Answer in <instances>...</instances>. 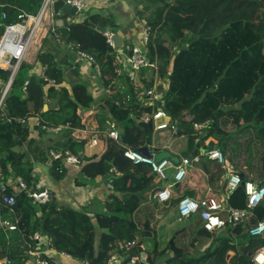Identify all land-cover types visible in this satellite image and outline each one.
I'll return each instance as SVG.
<instances>
[{
    "label": "trees",
    "instance_id": "obj_1",
    "mask_svg": "<svg viewBox=\"0 0 264 264\" xmlns=\"http://www.w3.org/2000/svg\"><path fill=\"white\" fill-rule=\"evenodd\" d=\"M159 4L147 26L150 29L147 50L153 66L142 71L139 88L122 68L120 53L126 52V48L115 49L98 31V27L108 26L99 16H89L83 22L56 30L61 40L94 56L100 66L101 81L110 91L106 100L108 112L102 113V125L96 129L100 141L92 153H88V137L84 136L49 148L79 156L81 178L95 181L101 176L106 184L113 183L114 191L95 214L96 224L88 208L76 210L59 204L52 196L44 205L33 203L28 195L37 191V179L31 170L37 163L45 164L48 156L44 144L30 139V129L21 123L32 117L39 119L41 136L48 132L43 127L68 124L72 130L90 131L91 116L82 111L91 110L96 103L88 85L76 83L71 92L53 86L46 94L44 87L49 81L56 85L64 83L62 70L46 54H40L38 61L47 66V81L38 76L30 78L32 66L21 65L0 108V195L16 197L13 207L0 208V262L6 259L11 264H32L31 249L46 250L42 243L33 240L35 234L46 239L49 249L56 254L65 253L77 262L89 264H108L125 250L128 242L154 235L151 223L157 222V218L152 215L153 206L143 204L149 193L160 188L157 176L148 165H135L123 154L127 148L147 149L148 156L154 150L155 132L142 122V117L157 109L145 104V91L154 85L149 73L155 67L162 83L159 90L166 102L164 110L171 118V125L179 130L173 135L193 142L196 147L191 150L193 156L201 153L202 145L206 149L205 141L216 140L207 149H220L232 173L242 176L245 182L264 186V0H173ZM40 7L41 0H7L4 13L0 12V41L6 28L18 22L21 11L36 15ZM2 14L6 15L5 19ZM60 16L67 17L62 13ZM185 38L188 39L183 42ZM9 78L10 72L0 69V80L6 83ZM166 82H170L167 89L163 88ZM53 97H57L56 108L48 103ZM47 104L50 107L45 111ZM108 115L112 121L106 125ZM208 121L211 126L199 135L194 124ZM112 123L118 126L120 142L106 136ZM197 138L201 139L199 144H195ZM25 147L27 150L22 151ZM169 160L177 164L171 157ZM52 167V174L58 180L66 176L68 168L63 162H54ZM112 167H116L119 175L110 173ZM201 167L212 178L226 175L216 163L208 162ZM18 178L28 184L27 189L18 191L8 187L2 191V185ZM240 193L246 197L244 188L240 187L229 203ZM184 197L187 195L176 196L173 190L169 206L174 208ZM232 207L245 209L246 202L244 207L240 204ZM167 208L165 214L169 213ZM190 220L199 225L197 241L200 242L192 247L181 246L178 236L186 230L180 232L159 255L157 250L148 251L149 264H253L251 254L264 248V236H250V231L264 222V201L254 210V216L225 228L229 237L226 241H218L217 234L206 232L198 217ZM4 222L15 225L16 229L3 227ZM206 238L212 240L209 246L201 243ZM233 239L247 241L248 248L236 253ZM254 244L257 248L250 252ZM231 252L235 255L229 258ZM138 253L137 249L132 250L127 257ZM158 257L164 260L158 263ZM41 260L57 264L44 256Z\"/></svg>",
    "mask_w": 264,
    "mask_h": 264
},
{
    "label": "built area",
    "instance_id": "obj_2",
    "mask_svg": "<svg viewBox=\"0 0 264 264\" xmlns=\"http://www.w3.org/2000/svg\"><path fill=\"white\" fill-rule=\"evenodd\" d=\"M58 0H41L40 10L36 15L21 11L18 15V22L8 26L0 41V69L10 72V83L3 91L0 108L2 107L4 100L10 91L11 84L17 76L21 65L26 60L33 47L42 39L43 35L48 32L56 33V18L60 16L61 12H54V4ZM89 0H66V4L77 9V15L87 10ZM3 18L6 15L3 14ZM150 29L146 28L142 34L141 41L138 44H134L132 47L126 49V52H122V68L133 81L135 87L142 86V71L147 67L153 66L148 56V43L150 39ZM45 33V34H44ZM107 40L111 46H113L112 37L113 33L108 32L106 34ZM70 50L74 53L78 59L86 61L93 65L98 77L101 76L100 66L97 64L94 56L89 51L81 48H77L72 44ZM158 68L155 67L153 72L149 73V76L154 81V85L151 89L145 91L146 106L155 108L156 111L152 114H145L142 117L143 123H152V128L155 133L171 130L173 132L178 131L177 128L171 125V118L164 110L166 102L164 100V93L159 90L162 85L158 78ZM43 78L46 79L44 76ZM47 81V79H46ZM51 84H55L53 81H49ZM169 83L163 84V88H169ZM110 94V91H107ZM26 121H21L24 123ZM40 126V124L38 125ZM211 126V122L196 123L194 129L199 135H202L205 130ZM71 128L68 124L66 126L57 127H43L44 130L52 133H62L64 129ZM99 131H92L88 136V146L90 148L97 147L100 139L98 138ZM106 136L115 141L120 142V132L118 126L112 123L109 130L106 132ZM200 138L196 139V143H200ZM216 144L213 139L205 141L206 149L201 151L199 155L185 158L183 157L178 164L173 163L168 158L157 161L154 153L150 156L143 155L140 151L127 148L124 152V157L134 163L135 165H148L153 173L157 176L160 183L166 184L155 190L153 199L158 205H170L173 198V188L182 185L188 177L190 168L194 164H201L203 160L214 161L221 165L222 169L226 172V180L223 186L224 194L216 196L210 191L200 199H194L191 197L182 198L174 207L177 212V221L182 223L189 221L193 217H198L202 222L203 228L206 232L215 234L216 232L227 228L228 226H235L242 223L249 217L254 216V210L264 201V186L254 182H245L242 176L231 172V165L226 160L222 151L218 148L207 149L210 144ZM154 148V147H152ZM48 159L51 165L54 162H63L66 168L72 167L76 170L82 166V160L79 156L74 155L71 151L60 152L53 149L48 151ZM170 170H174V174L170 177ZM59 171V170H58ZM111 174L119 175L116 167H112ZM244 184V186H243ZM11 187L14 190L22 191L27 189L28 184L22 179H11L6 185H2V191ZM240 187L244 188L246 194V208L239 209L233 208L229 204L231 195L237 191ZM107 188L110 191H114L113 183H108ZM33 203L44 205L51 200L50 192L47 189L29 192L28 195ZM16 204V197L12 195H0V208L2 206L13 207ZM3 227H8L11 231L16 229L15 225H11L7 222L2 223ZM250 236L261 237L264 236V222H260L257 227L250 231ZM33 240L42 243L46 247L44 252L39 248H32L30 255L32 256V264H49L48 260H41V257H47L49 259L53 250L49 249L48 241L39 234H35ZM138 250V255L127 257V254L132 250ZM61 256L71 259V256L62 253ZM253 264H264V248L258 249L252 256ZM1 264H11L9 260H3ZM81 264H89L87 261L81 262ZM108 264H149V254L146 245L142 240H134L128 242L125 246V250L112 257Z\"/></svg>",
    "mask_w": 264,
    "mask_h": 264
},
{
    "label": "crops",
    "instance_id": "obj_3",
    "mask_svg": "<svg viewBox=\"0 0 264 264\" xmlns=\"http://www.w3.org/2000/svg\"><path fill=\"white\" fill-rule=\"evenodd\" d=\"M159 1L171 3L173 0H89L87 10L83 11V13L80 15V19H76L75 17H71L68 15H66L67 17L59 16L56 18V26L59 30L66 25L83 22L89 16H99L101 18V22L105 21L108 26L98 28H107L108 32L120 36L123 40L122 48L128 49L134 44H138L141 41L142 34L149 25L148 21L155 17L156 11L158 10L160 5ZM6 6L7 0H0L1 13H4L3 9ZM69 47L70 45L67 44L64 40H61L60 36L57 33L48 32L47 34L43 35L42 39L33 47L29 55L26 57V60L24 61V63L32 66V70L29 73L30 78L33 76H38L41 78L46 76L45 72L47 66L42 65V63L38 61V57L40 54H46L62 70L64 83L61 85H53L51 83H48L47 86L44 87V91L46 94L53 86L56 89L66 88L71 92L72 85L76 83H86L88 85V90L96 103L91 110L82 111L85 115L91 116L92 127L90 128V131H86L85 133H82L79 130L66 128L62 133L59 134L47 132V134L41 136L39 130L40 126H38L40 124V120L32 117L27 121V127L30 129V139L42 142L44 144L43 146L46 148L45 152L47 154L50 150L49 148L59 144H64L69 139L77 140V138H80V136H90L92 131H97L96 129L101 127L103 121L102 113L108 112L106 104L108 93L104 83L101 81V78L98 77L93 65L89 64L86 61L78 59L77 56L71 52ZM9 83L10 79L6 83L0 80L2 94ZM56 100L57 97H53L51 98V100H48V103L56 108ZM49 104H47V110H49ZM96 116H98V118H96ZM111 121L112 120L108 115L106 125ZM106 130L107 129H104L102 131L106 132ZM177 133H179V130L177 131ZM214 141L217 142L216 140ZM195 144L197 143L195 142ZM153 146L154 150H152V154L154 153L155 159L157 161L164 158L169 159L171 157L172 159L176 160L178 164L183 157L190 158L194 155L193 154L191 156H185L184 153H172L166 149L163 150L158 148L154 143ZM26 150L27 147L22 149V151ZM94 150L95 148L89 147L88 153H92ZM203 150L204 147L202 145L201 151ZM167 151L169 153H166ZM102 152L103 151L101 150V153ZM161 153L164 155L161 156ZM208 162L218 164L217 162L207 160H203L202 164ZM201 165L194 164L190 168V172L188 173V177L185 182L182 185L176 186L172 189L174 191L176 190V196L186 194L188 197L200 199L203 198L208 191L216 196H221L222 194H224L223 186L227 175H222L220 179H218L216 175L215 178H212L209 173L204 172ZM52 168L53 167L49 162V159L45 164L37 163L33 166L31 174L34 178L37 179L35 183L37 191L47 189L50 192L51 196L55 197L58 200L59 204L72 207L76 210L88 208L90 215L92 216L93 221L96 224V220L94 219L95 214L103 207L105 200L113 192L107 188L108 184H106L101 176L97 177L95 181H90V179L87 177L81 178L79 170L71 167L67 169L66 176L63 179L58 180L56 176L52 174ZM173 174L174 170H170V177H172ZM83 181L86 182L84 183ZM79 182H81V184H79ZM156 182L157 185L159 184V187H161L162 183H160L158 179L156 180ZM155 190L148 194V200L143 205H158L153 199ZM186 222L188 221L182 223ZM179 233L180 232H178L176 236L179 235ZM215 234L218 233L216 232ZM210 241L212 242V240ZM157 253L159 255L160 251H157ZM50 254V258L57 264H81V262H77L73 259H67L61 255L56 254L55 252H50ZM234 255L235 253L231 252L229 258L233 257ZM252 256L253 253L251 254V257ZM160 260L161 258L158 257V263H160ZM1 263L2 261L0 262V264Z\"/></svg>",
    "mask_w": 264,
    "mask_h": 264
},
{
    "label": "rangeland",
    "instance_id": "obj_4",
    "mask_svg": "<svg viewBox=\"0 0 264 264\" xmlns=\"http://www.w3.org/2000/svg\"><path fill=\"white\" fill-rule=\"evenodd\" d=\"M82 14V13H81ZM80 14V15H81ZM80 15L75 16L76 19H80ZM193 34L191 33L189 37H191ZM188 38H185L183 42H186ZM177 132V131H176ZM90 134V133H89ZM209 140V139H208ZM154 144L160 148V149H166L172 153H185L188 152L189 156L193 155V149H195V145L193 142L189 141L188 138L183 137H175L173 135V131L166 130L162 132H158L154 134L153 137ZM166 153H169V152ZM161 156L164 154H160ZM166 184L162 183L161 186H165ZM242 198V200H241ZM246 197L244 194L240 193L238 195H235L232 202L229 203L232 206H235L237 204L245 206ZM152 204L151 206H153ZM230 205V206H231ZM231 206V207H232ZM168 207V208H167ZM169 209V213L165 214L166 209ZM152 215L157 218L151 223V226L154 228V236L151 238H142L139 237V240H143L144 244L146 245V248L150 250H157L162 252L164 249L167 248V244L174 238L178 232H183L186 229V232L178 236V241L180 242L181 246L185 247H192L193 245L199 243L197 237V231L199 230V225L195 221H188L186 223H178L177 216L175 209L169 205L162 206L158 205L157 207L153 206ZM145 218V215L142 216ZM147 217V216H146ZM151 217V214H150ZM141 219V217H139ZM138 219V220H139ZM227 230V229H226ZM225 229L218 231L217 233V240L218 241H226L229 237L227 235V231ZM207 241L201 242L202 245H210L211 241L210 239L206 238ZM234 245H235V251L236 253L240 254L243 250H246V247L248 248V242L244 241L242 239H233ZM257 248V245H252L250 248V252H254ZM164 260V258H161V262Z\"/></svg>",
    "mask_w": 264,
    "mask_h": 264
},
{
    "label": "water",
    "instance_id": "obj_5",
    "mask_svg": "<svg viewBox=\"0 0 264 264\" xmlns=\"http://www.w3.org/2000/svg\"><path fill=\"white\" fill-rule=\"evenodd\" d=\"M54 12L58 13L61 12L63 15H68L71 17H75L77 14V9L75 7H71L70 5L66 4V0H58L54 4ZM98 31L104 35L108 33L107 28H98ZM113 47L117 50L121 49L123 47V40L118 35H113L112 37ZM48 109V106L45 105L44 110L46 111ZM19 124V123H16ZM23 126L26 128L28 126V122H24ZM149 127L152 130V123H149ZM140 153L143 155H148L149 152L147 149L140 150ZM244 186V184H243ZM173 241H171L172 243Z\"/></svg>",
    "mask_w": 264,
    "mask_h": 264
},
{
    "label": "clouds",
    "instance_id": "obj_6",
    "mask_svg": "<svg viewBox=\"0 0 264 264\" xmlns=\"http://www.w3.org/2000/svg\"><path fill=\"white\" fill-rule=\"evenodd\" d=\"M114 35V34H113ZM106 36V35H105ZM191 157H193V156H191Z\"/></svg>",
    "mask_w": 264,
    "mask_h": 264
}]
</instances>
